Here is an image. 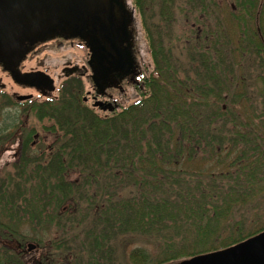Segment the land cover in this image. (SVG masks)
Listing matches in <instances>:
<instances>
[{
  "label": "trees",
  "instance_id": "trees-1",
  "mask_svg": "<svg viewBox=\"0 0 264 264\" xmlns=\"http://www.w3.org/2000/svg\"><path fill=\"white\" fill-rule=\"evenodd\" d=\"M177 1L190 21L173 45L142 23L157 73L138 75L144 97L99 115L70 77L55 97L25 101L54 140L34 153L35 129L16 135L21 155L0 187V215L52 221L57 212L63 229L85 221L75 237L87 264H125L116 256L125 239L144 243L131 261L150 249L154 264H172L254 234L236 217L264 195V0H232L223 19L218 0L135 4L157 6L172 28Z\"/></svg>",
  "mask_w": 264,
  "mask_h": 264
},
{
  "label": "rangeland",
  "instance_id": "rangeland-1",
  "mask_svg": "<svg viewBox=\"0 0 264 264\" xmlns=\"http://www.w3.org/2000/svg\"><path fill=\"white\" fill-rule=\"evenodd\" d=\"M125 1L133 14L134 46L133 50L131 49L133 62L136 64L139 72L142 71L144 75H150V77H152L153 75H157V73L155 72V66L149 50L148 38L145 32L146 26L143 27L142 23H144V25L146 23L149 29L155 24L153 28H155L156 31L154 32V29H150L152 37L158 41V33H160L161 43L164 44V47L171 46L174 44V35L186 33V26L190 18L187 19L184 10H186L188 5H180L181 2H176L177 6L176 9H174L176 19L171 24L172 28H170L169 24H167L169 22L164 18V15L162 18L157 6L152 10L149 5H144L143 8L139 10L135 4V0ZM230 1L232 0H218V4L221 7L219 11L223 14L220 16L221 19L224 17L226 5L227 9L230 8ZM192 13L193 9L189 11L190 17L194 16L191 15ZM167 37L170 39L169 41ZM235 37L236 35L232 39L233 47H235ZM86 59L87 50L85 46L76 43V41L71 42L68 38L53 37L37 42L34 49L21 61L20 68L22 70L31 71L41 70L49 75L53 79L52 88L46 92H40L27 84L20 85L15 83L7 72L0 67L1 188H7L9 186L6 185L8 178L4 176L9 173L15 175L12 166L15 164L19 155H21V147L18 146L17 134L21 133L23 129H29L30 127L35 129L36 133L33 134L32 141L30 142V146L34 149V153L36 149H40V151L42 149L41 152L47 153V150L52 146L54 140V136L43 129V125L50 124L51 122L47 119H43L42 121L38 120L33 114L34 112H30L27 109L25 104L26 100L31 99L39 103L47 97H55L58 92V87L65 79L76 77L82 87L81 98L85 105L91 107L94 112L99 115H105L110 112L107 109L102 110L98 108V106L92 105L91 92L93 90L88 75H77L76 73L65 75L62 71L64 66L76 65L81 68V70L85 69L88 73L89 70L86 66ZM247 62L248 64L252 63L251 61ZM180 63L183 64L182 61H180ZM251 68L249 73L251 72L250 74L254 75L253 67ZM119 86L123 89L122 92L119 91ZM119 86L112 85L106 90L107 93L112 95V98L103 96L97 99L108 101L111 105L115 104V110H118L121 106L131 104L144 97L143 93L146 92L140 90L137 85L127 86L123 81L119 83ZM119 104H121V106ZM41 152H39L38 155H40ZM73 176L74 174L69 175V177ZM1 181L5 183L2 186ZM10 182L13 187L12 179ZM259 197H262L260 202H254L256 204L244 206L243 209H240L241 215L236 217L242 220L245 230H251V233L254 232V234L264 229V227L261 226L262 224L264 225V195ZM9 211L13 215L8 214L7 217L0 215L1 223H10V225H12L7 229H0V264H10L11 261L15 264H32L34 258L38 259L37 262L39 264V254L41 255L40 264H57L60 261H67L68 264H87L90 258L92 259L91 252L78 249L80 248L81 240L75 237L76 233L80 232V229L84 227L85 221L78 226H76V224L74 226L73 224H68L70 228L68 229L66 226V228L63 229L61 226L68 218L64 215L61 216L57 212L53 215L52 221H44L41 215L40 218L36 217L32 219L28 215L18 216L14 213V210L10 209ZM14 224L15 230L12 229ZM219 234L222 235L224 232H220ZM82 236L83 235L79 233L78 237ZM120 242L124 244L118 243L116 256L118 259H121L122 262H125V264H154V255L150 249L148 250L149 253H147L146 259L142 260V258H139L136 262L129 259V252L132 248L144 246L142 240L133 241V239H125ZM27 243L34 244L35 247L33 249L35 250L23 253L22 251L27 248ZM101 261L102 259H99V263L104 264ZM159 264L166 263L163 262Z\"/></svg>",
  "mask_w": 264,
  "mask_h": 264
},
{
  "label": "water",
  "instance_id": "water-1",
  "mask_svg": "<svg viewBox=\"0 0 264 264\" xmlns=\"http://www.w3.org/2000/svg\"><path fill=\"white\" fill-rule=\"evenodd\" d=\"M132 21V10L123 0H0V62L17 83L51 85L49 76L38 78L42 72L20 73L17 69L29 49L26 43L54 36L78 37L91 54L92 78L110 79L132 65ZM172 264H264V230Z\"/></svg>",
  "mask_w": 264,
  "mask_h": 264
},
{
  "label": "flooded vegetation",
  "instance_id": "flooded-vegetation-1",
  "mask_svg": "<svg viewBox=\"0 0 264 264\" xmlns=\"http://www.w3.org/2000/svg\"><path fill=\"white\" fill-rule=\"evenodd\" d=\"M55 37H59V38H66L64 36H55ZM68 40H70L71 42L73 41H76V43L78 44H84L85 45V42L82 40V39H79L78 37H74V38H68ZM37 42L39 41H36L34 42L32 45H29L26 43V45H28L29 49L25 52L24 56L22 57V59L19 61L18 65H17V69L19 70L20 73L22 72H31V70H22L20 68V63L22 60H24L25 56L27 54H29L35 47V45L37 44ZM86 46V45H85ZM86 50H87V59H86V66L89 70V72L87 73L85 69L81 70V68L77 67L76 65H72V66H64L62 68V71L65 75H69V74H73V73H76L77 75H88V79L91 80V84H92V92H91V97H92V101L94 102L95 100H99L97 99L99 96H103L104 94L106 95H110L109 93L106 92V90L111 87L112 85L114 86H119V83L123 81L124 84H127V86H132V85H135V83H138L137 82V73H138V69L137 67L127 71V70H124L123 73L122 72H118L116 73V75H114V77L112 79H108V78H105V79H93L91 75H93V72L91 71V66L90 64H92V62H90V52L88 50V47H85ZM0 67L2 69H4L5 72H7V74L14 80L15 83H17L15 81V79L11 76V74L9 73V71L7 70V68L4 66V64L2 62H0ZM41 71V70H39ZM38 71V72H39ZM39 75H42L40 73H38V78H39ZM116 76V77H115ZM17 84H23V83H17ZM33 88H36L38 91L40 92H45L48 90V86L50 85H45V84H41L39 85V83H37L36 85H31ZM119 91H123V89L120 88V86L118 87ZM93 102H92V105H93ZM103 102V101H102ZM102 102H98V103H102ZM95 104V103H94ZM98 106V108L100 109H104L103 107H109V104L107 102H103V104H100V105H96ZM20 144H21V140L20 138H18V146L20 147ZM18 147V148H19ZM27 247V248H26ZM26 249H24L22 252L23 253H27V252H31L35 249H33L34 247H32L31 249L28 248V246L26 245ZM41 255L39 254V264L41 263ZM38 259L34 258L32 260V264H38L37 262ZM14 264V263H12ZM57 264H68L67 261H60L58 262Z\"/></svg>",
  "mask_w": 264,
  "mask_h": 264
}]
</instances>
